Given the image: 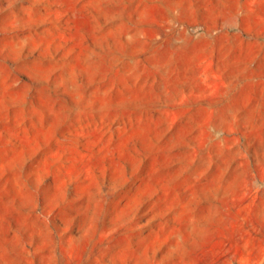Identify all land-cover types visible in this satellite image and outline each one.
<instances>
[{"label": "rangeland", "instance_id": "1", "mask_svg": "<svg viewBox=\"0 0 264 264\" xmlns=\"http://www.w3.org/2000/svg\"><path fill=\"white\" fill-rule=\"evenodd\" d=\"M0 264H264V0H0Z\"/></svg>", "mask_w": 264, "mask_h": 264}]
</instances>
